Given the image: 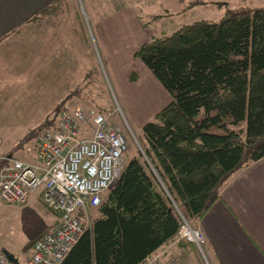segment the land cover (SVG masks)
<instances>
[{
  "label": "trees",
  "instance_id": "trees-1",
  "mask_svg": "<svg viewBox=\"0 0 264 264\" xmlns=\"http://www.w3.org/2000/svg\"><path fill=\"white\" fill-rule=\"evenodd\" d=\"M133 54L168 98L140 124L141 152L122 154L57 264H134L173 237L177 210L194 222L230 175L264 154V6L184 23ZM66 106L59 111L75 107ZM56 115L45 124L54 126Z\"/></svg>",
  "mask_w": 264,
  "mask_h": 264
},
{
  "label": "rangeland",
  "instance_id": "rangeland-1",
  "mask_svg": "<svg viewBox=\"0 0 264 264\" xmlns=\"http://www.w3.org/2000/svg\"><path fill=\"white\" fill-rule=\"evenodd\" d=\"M53 6L41 9L47 17L40 30L47 41L53 36L44 65L26 68L24 76L25 68L0 74V165L11 157L33 161L35 131L49 126L46 119L55 109L56 121L65 105L110 113L107 121L124 136L123 158L141 152L139 126L168 94L133 54L137 45L187 22L216 19L225 8L264 6V0H58ZM55 215L36 190L20 203H0V247L23 264L27 241ZM178 241L173 236L153 250L158 263ZM196 257L201 264L202 254Z\"/></svg>",
  "mask_w": 264,
  "mask_h": 264
},
{
  "label": "built area",
  "instance_id": "built-area-1",
  "mask_svg": "<svg viewBox=\"0 0 264 264\" xmlns=\"http://www.w3.org/2000/svg\"><path fill=\"white\" fill-rule=\"evenodd\" d=\"M33 139V161L11 157L0 165V203H20L38 191L57 219L36 236L23 264H57L89 224L86 210L97 204L101 191L116 177L125 140L100 112L77 107L59 111L55 125L37 129ZM177 213L173 236L200 249L199 226ZM159 258V252L152 251L134 264H156ZM0 264H13L1 249Z\"/></svg>",
  "mask_w": 264,
  "mask_h": 264
},
{
  "label": "crops",
  "instance_id": "crops-1",
  "mask_svg": "<svg viewBox=\"0 0 264 264\" xmlns=\"http://www.w3.org/2000/svg\"><path fill=\"white\" fill-rule=\"evenodd\" d=\"M57 1L0 0V74L25 68L24 76L26 68L44 65L53 36L47 41V32L43 36L40 30L47 17L41 9L52 2L55 7ZM192 223L204 235L203 264H264V154L230 175ZM192 245L179 240L158 264H198L200 256L192 258L198 254Z\"/></svg>",
  "mask_w": 264,
  "mask_h": 264
},
{
  "label": "bare ground",
  "instance_id": "bare-ground-1",
  "mask_svg": "<svg viewBox=\"0 0 264 264\" xmlns=\"http://www.w3.org/2000/svg\"><path fill=\"white\" fill-rule=\"evenodd\" d=\"M62 110H66V109H62ZM100 115H102V117H103L104 119H107V118L109 117V114H107V113H106V114H102V113H100ZM125 149H126V144H124L123 149L120 150L121 164H122V154H123V152H124ZM8 157H9V156H8ZM120 167H121V165H120ZM113 179H114V178H113ZM113 179H112V180H113ZM112 180H111V181H112ZM111 181H110V182H111ZM110 182H109V184H110ZM109 184H108V185H109ZM108 185H107V186H108ZM107 186H106V187H107ZM106 187H105V188H106ZM105 188H104V189H105ZM104 189H103V190H104ZM103 190H102V191H103ZM29 194H30V193H28V195H29ZM28 195H27V196H28ZM14 204H17V203H14ZM56 215H57V214H56ZM34 240H35V239H34ZM34 240H33V242H34ZM33 242H32V245H31V247H30V251L32 250ZM0 249L2 250V248H0ZM30 251H29V252H30Z\"/></svg>",
  "mask_w": 264,
  "mask_h": 264
},
{
  "label": "water",
  "instance_id": "water-1",
  "mask_svg": "<svg viewBox=\"0 0 264 264\" xmlns=\"http://www.w3.org/2000/svg\"><path fill=\"white\" fill-rule=\"evenodd\" d=\"M2 251H3L4 255L13 262V264H18L16 257L12 253H10L9 251H7L5 249H2ZM199 251H202V250L199 249Z\"/></svg>",
  "mask_w": 264,
  "mask_h": 264
}]
</instances>
